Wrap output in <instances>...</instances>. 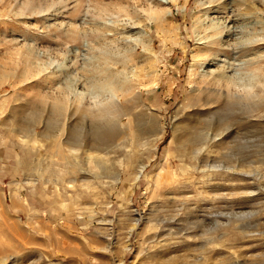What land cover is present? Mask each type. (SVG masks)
<instances>
[{"label": "rangeland", "instance_id": "obj_1", "mask_svg": "<svg viewBox=\"0 0 264 264\" xmlns=\"http://www.w3.org/2000/svg\"><path fill=\"white\" fill-rule=\"evenodd\" d=\"M0 264H264V0H0Z\"/></svg>", "mask_w": 264, "mask_h": 264}, {"label": "bare ground", "instance_id": "obj_2", "mask_svg": "<svg viewBox=\"0 0 264 264\" xmlns=\"http://www.w3.org/2000/svg\"><path fill=\"white\" fill-rule=\"evenodd\" d=\"M98 14H100V13H98ZM72 38H73V36H72ZM211 39L212 40L209 39V41L208 40L205 41L204 44L202 42L201 43V44H203L202 47L201 48L199 47V49L202 53V60H203L202 62L210 63L211 61L214 60V57H210V55L208 54L209 52H211V50L217 51V54H218V52H219V54L225 52L224 47H222L221 45H218V46L216 45V42H218L219 40L215 41L214 38H211ZM224 74H225L224 72L223 73L217 72L213 75V79H211V81L210 80H208V81H206V80L202 81L201 80V83H205L203 87H201L202 85L200 86V84H199L198 88L196 87V88L192 89L195 92V94L193 95V97H195V99L193 98V103L191 105H189V107H192L191 111L200 113L202 116L205 117L204 118L205 119L204 120L205 121V127H204V129L199 130L198 135L195 138L197 141L201 139L204 143V146H208V144H211L209 142L211 140H214L216 137H219V140H221L223 138V135L225 134V132L227 130V128H223L218 132H214L211 129V126L213 124L218 122L220 120V118H223L224 115L223 116L220 115V118L218 117L219 116L218 114L220 113V111L222 109H226L225 111L229 112L228 110H231L232 107H234L235 105H238V104L242 105V103H243V102H240L241 101L240 99H242V95L236 94L232 90V88L229 87L230 86L229 84L231 83V81L228 80V78H226V76H225L226 74L225 75ZM111 79H114V82H116L114 85H116V84L118 85L119 82L117 81L116 76H112ZM113 83H110V85L111 84L113 85ZM198 83H200V82H198ZM231 85H232V83H231ZM223 87H225V88H223ZM96 92L98 93L99 91H97V89H96ZM97 96H99V95H97ZM98 101H99V99H98ZM115 104L116 103L109 105V103H108V105H107V102H106V104L104 106L103 103H100V102L97 103L96 102L93 106L96 105L95 109L103 116V115H108L110 113L117 112L118 107ZM150 127H153V129H155V131L158 130V128H159V130H162V129H160V121L158 119H155V121L152 122V125ZM117 180H118V177H116L114 179V181H117Z\"/></svg>", "mask_w": 264, "mask_h": 264}]
</instances>
